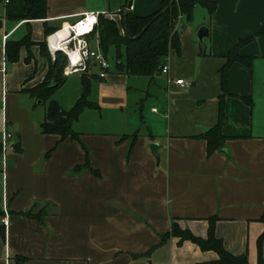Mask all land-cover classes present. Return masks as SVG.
Wrapping results in <instances>:
<instances>
[{
  "label": "crops",
  "instance_id": "0c3cea01",
  "mask_svg": "<svg viewBox=\"0 0 264 264\" xmlns=\"http://www.w3.org/2000/svg\"><path fill=\"white\" fill-rule=\"evenodd\" d=\"M160 1L130 0L127 12L144 17ZM212 1L211 15L196 6L190 21L178 18V52L171 49L162 60L168 77L187 88L166 84L159 72L125 76L107 56L106 70L88 63V100L107 114L82 125L78 117L71 125L77 140L58 142L40 133L45 108L24 92L42 82L54 58L50 36L89 14L112 20L121 34L127 0H46L45 18L31 21L19 18L23 0H0V137L4 129L17 147L4 162L0 157V264H17L15 258L20 264H211L216 255L188 241L178 245L171 237L160 245L172 222L205 239L210 219L223 249L245 255L247 264H256L263 233L264 264V34L253 36L264 23V0ZM200 26L208 32L202 45L195 38ZM27 34L30 45L8 62L5 44ZM251 36L237 49L249 65L226 69L224 140L207 155L201 135L216 123L219 69L233 46ZM87 41L99 50L95 33ZM82 73L63 75L60 87L78 74L80 89ZM141 100L139 115L126 119L123 111Z\"/></svg>",
  "mask_w": 264,
  "mask_h": 264
},
{
  "label": "trees",
  "instance_id": "16d2710c",
  "mask_svg": "<svg viewBox=\"0 0 264 264\" xmlns=\"http://www.w3.org/2000/svg\"><path fill=\"white\" fill-rule=\"evenodd\" d=\"M24 13L21 20H43L46 12V0H23ZM199 6L211 15L215 9L212 0H161L159 9L147 16L138 17L129 12L122 11L120 26L121 34L112 20L97 18L93 33L97 36L98 48L104 58L110 47L114 48V68L118 73L125 76L151 77L159 72L162 60L169 50L178 52V36L175 25L178 17L182 16L186 21L191 20L194 7ZM264 34V23L261 29L253 36ZM253 36L238 41L225 57V63L219 69V81L221 95L217 104V119L215 125L204 132L201 138L206 144V154L221 148L224 138L220 134V128L225 122L223 113V98L227 96L225 72L233 62L249 65V58L240 57L237 49L251 40ZM30 45L28 34L20 41L7 42L4 47L5 59L10 62L17 61V52L21 46ZM66 65L65 57L56 52L54 58L49 61L48 70L41 83L24 92L37 104L44 106V118L39 124V131L45 135H55L58 142L66 138L77 140V135L73 132L71 125L74 123L84 109H96V105L88 101L90 93V82L92 76L85 72L80 74V96L68 110H62L58 103L52 99L54 91L64 82L62 74ZM250 104L248 99H243ZM134 138V136H133ZM14 150L17 147L13 145ZM130 149V148H129ZM85 161L84 166H87ZM30 216L29 213H22ZM1 215V211H0ZM264 223V218H262ZM213 219L208 222L207 235L205 239L192 236L185 230H180L172 222L169 230L160 236V245L169 238H178L177 244L188 241L196 245L200 251H212L217 259L211 264H247L245 255L235 256L226 252L219 239L213 235ZM2 235V228L0 227ZM263 233L256 241V264H262L261 241ZM149 252L132 258L147 257ZM16 263L20 264L22 259L15 258Z\"/></svg>",
  "mask_w": 264,
  "mask_h": 264
},
{
  "label": "built area",
  "instance_id": "2783aa9c",
  "mask_svg": "<svg viewBox=\"0 0 264 264\" xmlns=\"http://www.w3.org/2000/svg\"><path fill=\"white\" fill-rule=\"evenodd\" d=\"M96 23V14L83 15L71 25L61 28L59 31L54 32L50 36L51 38L55 36L57 32L61 31H64L65 33L63 37L56 40H49L48 42L50 45L49 51L52 56H54L56 52H59L65 57L66 65L62 72L64 76L84 71L85 65L88 63L95 64L102 70L108 69L109 65L100 51L98 49L93 50L88 47L87 37L93 33ZM50 41H53L51 43L54 44L51 45ZM159 73L166 77V84H171L181 89H185L189 86V84L182 79H170L165 65L160 67ZM10 139H12V135L2 129L0 137V157L3 162L6 151L13 150L12 145L8 144ZM2 204H5L4 198H2ZM2 224L4 226L6 225V221L4 219L2 220Z\"/></svg>",
  "mask_w": 264,
  "mask_h": 264
},
{
  "label": "rangeland",
  "instance_id": "374dc122",
  "mask_svg": "<svg viewBox=\"0 0 264 264\" xmlns=\"http://www.w3.org/2000/svg\"><path fill=\"white\" fill-rule=\"evenodd\" d=\"M106 56H107V60L109 61L110 68L114 69L115 58H114V55L112 54V51L110 50L107 51ZM86 69H87V64L85 65V70L81 72L84 73ZM133 95L134 93L130 92V98L134 99ZM52 96L53 98L54 97L60 98V101H59L60 105L59 104L58 105L62 110H68L71 107V105H73L74 102L77 100V98L80 96L79 75L74 74L70 76L67 79L66 84L62 87H58L54 91ZM88 99L92 101L91 97ZM142 102H143L142 100L138 102L137 107L134 109L131 107L125 109L122 115L125 116L126 119L133 121L135 117L139 115L138 113H139V110L141 109ZM105 114L107 113L101 110L96 111V109H84L78 116L80 119V123H81L80 125L85 124L92 120L99 121L101 119H104ZM143 115L144 116L147 115L146 111L143 112Z\"/></svg>",
  "mask_w": 264,
  "mask_h": 264
},
{
  "label": "water",
  "instance_id": "95a60500",
  "mask_svg": "<svg viewBox=\"0 0 264 264\" xmlns=\"http://www.w3.org/2000/svg\"><path fill=\"white\" fill-rule=\"evenodd\" d=\"M129 6H130V0H127L124 12H127V9L129 8ZM207 35H208L207 29L204 26H200L196 30L195 38H196L197 42L200 45H202L203 41L207 38ZM156 147H157L156 144H150L149 145V149H150L151 153L155 154Z\"/></svg>",
  "mask_w": 264,
  "mask_h": 264
},
{
  "label": "bare ground",
  "instance_id": "6f19581e",
  "mask_svg": "<svg viewBox=\"0 0 264 264\" xmlns=\"http://www.w3.org/2000/svg\"><path fill=\"white\" fill-rule=\"evenodd\" d=\"M64 34H65L64 31L57 32V33L55 34V36H53V37L50 38V40H53V39H55V40H56V39H59V38L63 37ZM51 42H53V41H50V44L53 45L54 43H51Z\"/></svg>",
  "mask_w": 264,
  "mask_h": 264
}]
</instances>
